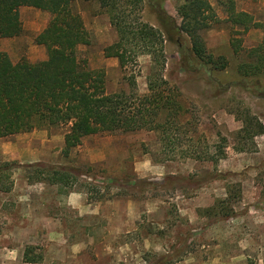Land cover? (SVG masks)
I'll return each mask as SVG.
<instances>
[{
  "label": "rangeland",
  "instance_id": "1",
  "mask_svg": "<svg viewBox=\"0 0 264 264\" xmlns=\"http://www.w3.org/2000/svg\"><path fill=\"white\" fill-rule=\"evenodd\" d=\"M125 1H138L129 13L163 31L154 3ZM161 1L179 25L183 0ZM208 2L217 23L202 38L208 55L222 58L225 69L209 72L186 63L190 44L184 35L179 44L177 36L165 40L156 57L165 58V96L176 106L169 118L175 147L166 148L158 133L144 131L89 137L69 158L49 164L83 174L74 186L59 190L35 182L34 169H28L47 163L1 161L0 264H29L27 248L34 264H264V135L239 134L246 116L264 126V72L245 79L240 70L252 62V49L260 45L264 53V0ZM230 2L261 28L231 33ZM73 11L91 38L78 57L104 71L107 93H127L129 72L102 52L116 40L107 15L92 2H77ZM19 16L22 34L0 39V52L13 64L44 61L46 51L34 39L50 16L31 8H21ZM151 58L137 59L139 96L147 94ZM46 131L56 138L66 129ZM77 194L83 202L73 200Z\"/></svg>",
  "mask_w": 264,
  "mask_h": 264
},
{
  "label": "trees",
  "instance_id": "2",
  "mask_svg": "<svg viewBox=\"0 0 264 264\" xmlns=\"http://www.w3.org/2000/svg\"><path fill=\"white\" fill-rule=\"evenodd\" d=\"M80 1L96 3L107 15L116 40L102 52L106 59H115L122 71L129 72L125 79L127 93H107L104 71L91 69L86 59L78 57L79 49L91 44L90 34L73 11L74 4ZM149 2L156 5L153 12L164 27L162 32L144 24L138 14L133 17L129 13L127 8L135 9L138 1L0 0V39H14L22 34L21 8L35 9L50 16L46 28L34 39V44L46 51L44 61L31 64L20 60L13 64L0 52V139L35 130L65 128L61 151L64 158H68L84 139L99 134L158 133L166 148L175 147L178 140L172 141L169 136L172 129L169 118L172 107L176 106L165 96L168 87L162 75L165 58H156L162 55L165 40L177 36L175 43L179 44L183 35L187 37L190 48H186L184 61L201 70L222 71L226 63L222 58L214 61L208 55L202 38L217 23L215 10L208 0H183L177 9L179 25L166 15L161 0ZM227 12L231 33L245 34L261 28L248 14L236 12L233 2L229 3ZM232 47L234 53L239 51L237 45L232 44ZM261 47L252 49L249 53L254 58H248L252 62L241 67L245 79L264 72ZM142 55L152 57V68L146 81L147 94L139 96L134 71ZM160 117L164 123L158 122ZM242 124L240 135H264V126L257 119L246 116ZM28 169H34L38 178L35 182L60 188L74 186L83 175L77 170L49 165H33ZM24 261L36 263L29 248L25 250Z\"/></svg>",
  "mask_w": 264,
  "mask_h": 264
},
{
  "label": "crops",
  "instance_id": "3",
  "mask_svg": "<svg viewBox=\"0 0 264 264\" xmlns=\"http://www.w3.org/2000/svg\"><path fill=\"white\" fill-rule=\"evenodd\" d=\"M9 40V39H8ZM14 140L0 145V162H19L20 164H36L39 162L48 165H58L59 159H67L61 155L64 148L63 135L61 137H48L47 131L37 130L11 137ZM7 138L6 140H9ZM4 139H0V142ZM70 156V155H69ZM69 158V157H68ZM48 189H63L57 186H47ZM76 197V198H75ZM83 195H74L73 200L83 202Z\"/></svg>",
  "mask_w": 264,
  "mask_h": 264
}]
</instances>
